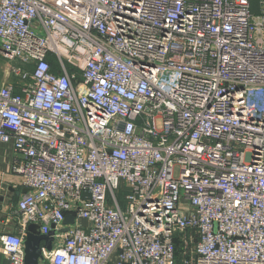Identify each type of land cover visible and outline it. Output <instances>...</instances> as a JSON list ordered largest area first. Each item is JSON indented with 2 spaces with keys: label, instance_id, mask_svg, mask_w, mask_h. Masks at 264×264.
<instances>
[{
  "label": "built area",
  "instance_id": "built-area-1",
  "mask_svg": "<svg viewBox=\"0 0 264 264\" xmlns=\"http://www.w3.org/2000/svg\"><path fill=\"white\" fill-rule=\"evenodd\" d=\"M259 6L0 0V144L27 191L9 264L33 224L56 231L43 263L175 264L178 237L185 264H264Z\"/></svg>",
  "mask_w": 264,
  "mask_h": 264
},
{
  "label": "crops",
  "instance_id": "crops-1",
  "mask_svg": "<svg viewBox=\"0 0 264 264\" xmlns=\"http://www.w3.org/2000/svg\"><path fill=\"white\" fill-rule=\"evenodd\" d=\"M13 165V145L0 144V173L4 175V178L0 180V236L4 233L14 232L16 230L17 216L15 214V207L20 196L27 192L26 189L22 188L20 185L21 179L12 175ZM80 224L83 227L89 226L87 221H80ZM188 234H191V231H189ZM176 240H178L180 243L178 237ZM56 244L54 242L53 247ZM186 257H188V255H186L184 251L180 254V252L177 250L175 264H185L184 261ZM0 264H9V261L1 254V251ZM111 264H115L114 259L112 260Z\"/></svg>",
  "mask_w": 264,
  "mask_h": 264
},
{
  "label": "water",
  "instance_id": "water-1",
  "mask_svg": "<svg viewBox=\"0 0 264 264\" xmlns=\"http://www.w3.org/2000/svg\"><path fill=\"white\" fill-rule=\"evenodd\" d=\"M75 223V218L73 216H67L64 221L65 226H70ZM67 228L63 229L61 232H67ZM56 231L49 233L48 235H41L39 233L38 225H31L25 236L24 246H25V264H41L45 261L43 252H51L53 249V244L55 242Z\"/></svg>",
  "mask_w": 264,
  "mask_h": 264
},
{
  "label": "rangeland",
  "instance_id": "rangeland-1",
  "mask_svg": "<svg viewBox=\"0 0 264 264\" xmlns=\"http://www.w3.org/2000/svg\"><path fill=\"white\" fill-rule=\"evenodd\" d=\"M6 68H7V62L4 59L0 58V84H2L5 81L16 82L15 79L7 75ZM119 199L121 203L124 204L125 198L123 194L119 195Z\"/></svg>",
  "mask_w": 264,
  "mask_h": 264
},
{
  "label": "trees",
  "instance_id": "trees-1",
  "mask_svg": "<svg viewBox=\"0 0 264 264\" xmlns=\"http://www.w3.org/2000/svg\"><path fill=\"white\" fill-rule=\"evenodd\" d=\"M250 5H251V10H252V13L253 14H256L257 15V14L260 13L259 0H250ZM176 244H177L178 252H180V254H181L182 253L181 240H180V243H179L178 240H176Z\"/></svg>",
  "mask_w": 264,
  "mask_h": 264
}]
</instances>
